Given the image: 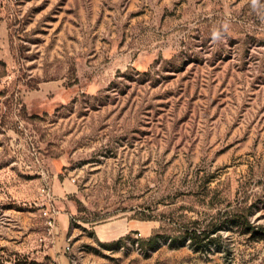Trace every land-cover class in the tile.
Returning a JSON list of instances; mask_svg holds the SVG:
<instances>
[{
    "label": "rangeland",
    "instance_id": "obj_1",
    "mask_svg": "<svg viewBox=\"0 0 264 264\" xmlns=\"http://www.w3.org/2000/svg\"><path fill=\"white\" fill-rule=\"evenodd\" d=\"M0 264H264V0H0Z\"/></svg>",
    "mask_w": 264,
    "mask_h": 264
},
{
    "label": "trees",
    "instance_id": "obj_2",
    "mask_svg": "<svg viewBox=\"0 0 264 264\" xmlns=\"http://www.w3.org/2000/svg\"><path fill=\"white\" fill-rule=\"evenodd\" d=\"M243 209L244 208H238L237 210L228 211L227 214L230 216L228 217L229 221L238 226L246 227L250 231H256L257 225H254L251 222L249 216L246 213L244 214ZM185 234L189 237L192 242H194V244L204 241L210 236L209 231H207L206 229H200L196 227H194L193 229H186ZM159 237L160 235L156 233L148 238L141 239L140 242L143 244L155 245L156 243H158ZM122 240L123 239H120L114 244H118Z\"/></svg>",
    "mask_w": 264,
    "mask_h": 264
},
{
    "label": "clouds",
    "instance_id": "obj_3",
    "mask_svg": "<svg viewBox=\"0 0 264 264\" xmlns=\"http://www.w3.org/2000/svg\"><path fill=\"white\" fill-rule=\"evenodd\" d=\"M251 3H252V6L254 7V8H256L257 7V5H258V0H251ZM219 32L218 31H216V32H213V34H212V38L215 40V39H217L218 37H219Z\"/></svg>",
    "mask_w": 264,
    "mask_h": 264
}]
</instances>
